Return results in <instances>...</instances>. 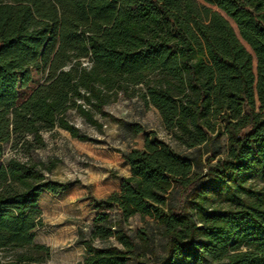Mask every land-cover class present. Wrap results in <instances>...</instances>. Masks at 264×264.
I'll list each match as a JSON object with an SVG mask.
<instances>
[{
  "label": "trees",
  "instance_id": "1",
  "mask_svg": "<svg viewBox=\"0 0 264 264\" xmlns=\"http://www.w3.org/2000/svg\"><path fill=\"white\" fill-rule=\"evenodd\" d=\"M121 94L190 153L153 131L118 150L131 174L96 200L77 264H264V0H0V264L51 258L39 198L70 182L48 177L59 160L32 158L44 134L96 142L71 111L123 124L106 110ZM137 215L150 229L130 228Z\"/></svg>",
  "mask_w": 264,
  "mask_h": 264
},
{
  "label": "rangeland",
  "instance_id": "2",
  "mask_svg": "<svg viewBox=\"0 0 264 264\" xmlns=\"http://www.w3.org/2000/svg\"><path fill=\"white\" fill-rule=\"evenodd\" d=\"M106 110L124 123L119 124L109 117L97 115L96 118L103 124L102 130H98L74 110L71 111V121L82 134L96 142L81 141L73 138L68 131L57 128L44 134L47 146L32 153L35 161L59 160L48 177L53 181L70 182L69 189L58 194L44 192L39 198L45 225L36 229L35 241L51 248L48 264H77L85 258L87 251L77 242L79 229L89 231L96 214L104 210L103 206H96V200L107 197L121 178L131 173L128 163L118 150L126 152L132 148H143L146 132L153 131L177 151L190 153L172 138L159 112L153 106L145 105L137 96L125 97L121 94ZM130 123L141 125L144 131L135 134L128 126ZM12 153L9 145L6 156ZM107 185L111 188L108 189ZM129 226L132 230L143 227L150 229L140 215L131 219ZM149 232L158 254L162 256L164 237L157 230L153 234L151 230ZM95 243L106 244L99 241Z\"/></svg>",
  "mask_w": 264,
  "mask_h": 264
},
{
  "label": "crops",
  "instance_id": "3",
  "mask_svg": "<svg viewBox=\"0 0 264 264\" xmlns=\"http://www.w3.org/2000/svg\"><path fill=\"white\" fill-rule=\"evenodd\" d=\"M129 165V164H128ZM130 167V166H129ZM131 171V170H130ZM127 172H129V171H127ZM131 174V173H130ZM127 176H129V175H126V176H124V177H127ZM107 187H108V189H110L111 188V186L110 185H107ZM120 187H121V181H119L118 182V184H117V186H114L112 189H111V191H110V194H112L113 192H117V191H119L120 190ZM112 192V193H111ZM109 194V195H110ZM108 195V196H109Z\"/></svg>",
  "mask_w": 264,
  "mask_h": 264
}]
</instances>
